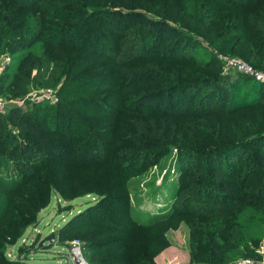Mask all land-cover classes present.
<instances>
[{
  "label": "trees",
  "instance_id": "trees-1",
  "mask_svg": "<svg viewBox=\"0 0 264 264\" xmlns=\"http://www.w3.org/2000/svg\"><path fill=\"white\" fill-rule=\"evenodd\" d=\"M76 1L0 0V54L21 52L0 72V95L20 96L30 84L41 85L49 64L60 60L55 57L61 48L99 58L103 66H95L107 67L92 73L100 75L91 83L85 77L88 83L77 80L83 87L75 93L64 77L59 88L64 98L51 107L25 102L0 113V264H11L6 245L36 221L56 189L50 169L65 164L66 171L76 172L104 166L110 176L125 181L170 148L175 150L179 180L166 215L140 223L131 216L127 193L114 189L68 218L57 237H83V257L90 264H156L152 254L168 241L164 233L154 235V228L191 218L195 224H188L190 233L202 223L208 235L202 242L189 238L191 261L220 264L231 246L242 256L257 257L249 243L257 240L254 229L264 235V129H257L264 116L254 119L249 114L241 120L240 115L264 113V82L239 72L225 74L222 61L196 54L199 44L183 26L193 19L195 0L178 9L175 18L89 3L88 12L71 24L50 22ZM200 1L208 13L196 17L198 22L224 24L221 37L244 42L237 55H247L264 72V0ZM123 34L126 39L119 46L116 39ZM34 42L40 43L39 54L30 51ZM181 68L192 69L193 76ZM111 84L124 94L84 96L88 88ZM116 102L119 111L107 105ZM91 115L92 122L87 118ZM120 116H125L120 125L128 133L114 138ZM107 122L115 129L102 127ZM116 140L128 145L118 151ZM145 230L152 234V240L142 243V250H148L133 252L132 241Z\"/></svg>",
  "mask_w": 264,
  "mask_h": 264
},
{
  "label": "rangeland",
  "instance_id": "rangeland-1",
  "mask_svg": "<svg viewBox=\"0 0 264 264\" xmlns=\"http://www.w3.org/2000/svg\"><path fill=\"white\" fill-rule=\"evenodd\" d=\"M89 3L93 5L101 4L103 8H140L148 14L154 12L160 14L161 17L175 18L177 10L181 9L185 4L187 7H190L193 4V0H78L74 3V6L71 7V9L66 7L63 8L67 9V12L60 16L61 18H53L50 22L53 23V25L55 24L61 27L69 23L71 24L73 21L88 12ZM194 8L195 12H192L193 19H190V22L187 21L183 26L187 27L190 32L194 34L192 36L199 44L197 45L198 51L196 54L201 59H205L210 55L215 57L217 60H219V57H232L242 60L244 63L250 65L254 70H257L255 66L253 67V65H251L246 57L247 55H237L240 53L244 42L237 43L234 41L233 36L221 37V32H223L222 27L224 24H221L220 26L216 20L200 24L202 20L200 19V22H198V16L208 13L206 6L203 7L200 0H195ZM212 10L213 9L209 8V13ZM199 11H201V13L196 14V12ZM187 15L188 18L189 14ZM125 39V34L116 39L119 46L122 45V41ZM39 44V42H34L30 51H32V53L35 52L39 54ZM26 51L28 50H24V52ZM20 53V51H9L0 54V72L5 65H12V63H14L12 57ZM57 59L60 60L54 65L52 63L49 64L47 68V75L44 76L41 85L30 84L27 91L20 96L12 95L10 93L0 95V113H4L9 107L18 106L14 102L20 100L22 103L19 106H24V103L28 102L29 105L30 103H47V105L51 107L55 102H57V100L64 98L59 92L60 85L64 83L62 82L64 77L68 76V83L66 84V87L69 89L70 93H75V90L80 91L83 87L77 80L84 81L83 77H85L88 81H90L89 83H91L98 78L94 75H100L92 73H97L103 69L102 67H99L101 65L103 66L99 58L97 59L95 57L88 56L85 53L77 52L68 47L66 49L61 48L57 51L55 61ZM144 63L146 62H140L139 64ZM95 64L99 66H95ZM106 69L107 67L102 71ZM221 69V72L225 74L237 72L232 70L224 71L223 66ZM186 70L188 72L184 69L182 72L186 75L193 76L194 73H192V69ZM101 73L105 75L106 72ZM34 74H36V70L33 69L30 76L33 77ZM84 82L88 83L86 81ZM38 92H40L44 98H38L39 96L35 95ZM103 94H106V97L114 98L118 94H124V92H121L117 84H111L109 86L105 85L99 89L88 88V91L84 93V96L89 95L91 97H98L97 95ZM100 101L101 100H99V102ZM89 103H91V101H89ZM107 105L112 110L115 109V111H119L118 102ZM249 114H251L254 119H259V117L264 116V113H243L240 115L241 118L243 117L241 120H243L246 116H250ZM123 117L125 116H120L121 120L115 125L118 130L114 133V138L123 137L128 133L126 126L124 124L120 125ZM87 118L90 122L94 119L93 115ZM143 118H148V116ZM235 122L237 125L240 124V120ZM111 126L114 127L111 122H107L103 124L102 127L106 129V127ZM260 127L264 129V124L261 125L259 121L257 129ZM60 134L62 133L60 132ZM114 142L118 151L128 145L119 140ZM174 152L175 150L170 148L164 154L159 156L157 161L145 167L142 171L134 170L130 177H128L125 181L120 180L119 177L114 178L113 176H110L111 170L109 168H105L104 166L98 168L91 167L79 169L76 172L72 169L70 171H66L64 169L65 164L64 166L60 165V168L58 169L57 167H55V169H50L53 171L51 174L56 175L54 180L58 182L57 187L56 189H51V192L48 194L47 204L37 213L36 221L28 225L22 235H20L15 242L8 243L6 245V258L11 262V264H71L67 255V247L70 244V240L77 238L79 242L83 243V237H75L72 236L71 233H68L67 235L64 233L60 238H58V229L62 227L68 218H70L73 214L84 209L88 205L95 203L100 195L114 193V189L127 193L131 216L138 222L145 224L153 221L160 215H166L175 196V190L179 180V168L175 156L173 155ZM245 157L246 160H251L249 152H246ZM61 192L67 194L66 199L62 197ZM172 221L173 222L169 228H166L164 225H159L154 228L155 231L153 234L159 235L160 233H164L168 243L164 247L160 248L155 254H152V260L156 264H198L201 259L197 261L190 260L188 240L192 237L193 239H201V241L198 240V242H202V240L207 241L208 235L202 231V223L199 224L200 226L195 227L191 234L188 228V224H191L190 221H192L191 218L179 217L177 218V221L175 219ZM194 224L195 223L192 222L191 226ZM149 231L150 230H145L141 232V234L132 241L131 250L133 252H146L148 250V248L142 250V243L152 240V234L149 233ZM252 233H254L257 237V240H255V242H250L249 246L253 247L258 255L257 257H259L260 254L257 250L263 248L264 251V235L255 229ZM47 235H53V240L49 245L48 241L44 239ZM217 240L219 239L217 238L216 241ZM231 247H229L228 259L222 261V264H230L237 259L250 257L240 255L239 250L231 249ZM195 249H198L196 245ZM257 257L255 258L257 259ZM87 264L90 263L87 262Z\"/></svg>",
  "mask_w": 264,
  "mask_h": 264
},
{
  "label": "built area",
  "instance_id": "built-area-1",
  "mask_svg": "<svg viewBox=\"0 0 264 264\" xmlns=\"http://www.w3.org/2000/svg\"><path fill=\"white\" fill-rule=\"evenodd\" d=\"M219 60L222 61V66L224 71H229V70L237 71L251 77L256 81L264 82L263 72L254 70L250 65L244 63L240 59L232 58V57H219ZM35 95H38L39 96L38 98L43 97L40 92L36 93ZM14 103L19 106L22 103V101L20 100ZM67 249H68L67 255L71 264H87V261L82 256L81 242H79L77 238L70 240V244L67 247ZM257 252L260 254V256L257 257V259L255 257H244L237 259L231 262L230 264H264L263 248L257 250Z\"/></svg>",
  "mask_w": 264,
  "mask_h": 264
},
{
  "label": "water",
  "instance_id": "water-1",
  "mask_svg": "<svg viewBox=\"0 0 264 264\" xmlns=\"http://www.w3.org/2000/svg\"><path fill=\"white\" fill-rule=\"evenodd\" d=\"M44 239H46L48 241V245L51 244L52 240H53V235H47L44 237Z\"/></svg>",
  "mask_w": 264,
  "mask_h": 264
}]
</instances>
